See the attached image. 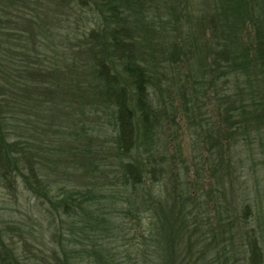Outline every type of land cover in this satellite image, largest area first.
<instances>
[{"label":"trees","instance_id":"obj_1","mask_svg":"<svg viewBox=\"0 0 264 264\" xmlns=\"http://www.w3.org/2000/svg\"><path fill=\"white\" fill-rule=\"evenodd\" d=\"M169 67H175L171 77ZM218 83L222 123L189 163L173 114L188 115L194 99ZM7 109L24 110L25 119L10 118ZM78 115L86 123L103 116L111 133L92 156L90 149L70 152L85 155V169L99 172L95 184L110 192L113 213L146 221L139 237L149 252L131 264H263L244 210L231 213L227 206L219 151L248 128L264 132V0H0L1 173L23 178L17 157L23 145L15 153L6 135L10 119L34 123L36 139L39 120L59 134V125L76 131ZM164 119L175 127L172 150L163 143ZM79 128L91 144L99 140L89 126ZM106 155L112 161L105 165ZM48 187L37 192L51 219L81 224L78 233L67 231L71 248L61 243L54 263L81 262L73 247L86 241L99 248L86 254V264H122L104 248L123 230L96 215V208L104 211L97 187L62 185L54 197Z\"/></svg>","mask_w":264,"mask_h":264},{"label":"rangeland","instance_id":"obj_2","mask_svg":"<svg viewBox=\"0 0 264 264\" xmlns=\"http://www.w3.org/2000/svg\"><path fill=\"white\" fill-rule=\"evenodd\" d=\"M167 69L169 77L175 75L176 72L173 74L175 67ZM219 84L217 87H210L204 96L199 94L194 99V110H191L188 115L182 112H178L177 115L173 114L174 122L177 123L180 132H185L180 136V140L183 145L182 153L186 155L189 163L201 151L200 149L207 147L205 144L202 146L200 142L209 141L206 135L213 136V133L217 132L216 127L222 123L218 114L219 101L214 97L215 91L220 89ZM152 94L154 97L158 95L154 92ZM159 100H155V107H159ZM174 105L178 106L177 99ZM28 108L33 114L31 105H28ZM3 111L5 115L10 118L14 117L15 120L17 117L25 119L22 112L24 110L7 109ZM29 116L30 121L35 122L28 110L26 113L28 121ZM88 120L89 122L86 123V119L78 115L79 124H77L76 131L66 132L64 131L65 125H59V134L55 132V128L45 131L44 120H39L36 122L38 124L36 139L34 135L31 137L34 123L27 127L24 124L15 125L14 123L18 122L13 123L11 119L9 120L6 135L10 138L8 141L17 146L15 153L19 152V146L23 145L17 157L20 159L19 166L22 169V176L30 188L25 185L22 177L12 173L6 174L5 171L2 174L0 171V255L8 258L6 264H55L52 256L61 253V243L62 246L69 245V239L65 238L68 237L66 236L67 231L69 236L79 232L78 227L81 225L79 223L71 227L66 222L61 224L60 220L51 219L46 212L49 207L44 201L46 198L39 192L42 191V187L50 189L48 184L53 190L49 192V197H54L62 185H66L67 190L71 188L85 190L98 186L95 180L99 178V172L96 170L92 173L94 169H85V155L76 156L75 151L70 152V147H78L85 152L90 149L92 156L91 152L95 154L97 145L103 143L102 141H107L104 137H109L111 129L104 123L105 118L101 116V123H98L95 117ZM213 125L215 128H212ZM88 126L90 127L88 133H93L92 135L99 139H95L93 144L83 135L87 129L80 130L79 128ZM222 126L225 125L222 124ZM162 127L163 143H166L172 150L171 146L174 144L172 131L175 127H172L165 119ZM63 135L68 136L63 139ZM245 136L242 139L239 137L229 147H226L228 142L222 143L225 150H220L219 153L223 160L224 175L220 181L223 184L224 196L231 213H234V209L244 210L245 214L241 216H245L254 229L264 264V132L261 127L254 130L248 128ZM110 158L109 156L105 160V165L112 161ZM95 160L94 165H97L99 160ZM80 172L84 173V178L79 177ZM210 182L213 181L210 180ZM204 188L210 190L209 184L206 183ZM109 193L107 189L100 192L99 188H96L97 200H104V211L96 208L95 213L100 216L106 215L103 216L104 219H109L112 223L115 221L121 227L120 231H123L116 241H102L105 244L104 248L118 254V261L122 264H131V261L135 260L141 261L142 255L149 252L139 237L146 221L142 220V223H138L136 219L124 218V213H113L109 206L111 200ZM124 205V203H118L117 206ZM111 212L112 214L109 215ZM81 243L73 248L83 256L81 262L77 263L86 264V254L98 251L99 248L97 246L95 248L93 242L82 241Z\"/></svg>","mask_w":264,"mask_h":264}]
</instances>
